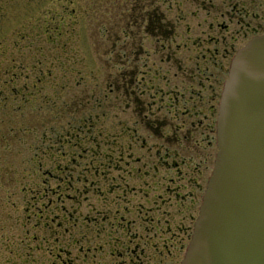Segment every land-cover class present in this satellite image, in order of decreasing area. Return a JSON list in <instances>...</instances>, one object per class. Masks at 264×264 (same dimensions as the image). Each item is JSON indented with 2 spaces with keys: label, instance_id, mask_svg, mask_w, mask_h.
Returning a JSON list of instances; mask_svg holds the SVG:
<instances>
[{
  "label": "rangeland",
  "instance_id": "1",
  "mask_svg": "<svg viewBox=\"0 0 264 264\" xmlns=\"http://www.w3.org/2000/svg\"><path fill=\"white\" fill-rule=\"evenodd\" d=\"M125 1L128 7L130 0H0V237L6 236L10 211L1 197L14 193L10 202L20 215L24 205L31 225L37 224L24 239L34 248L29 264H126L131 257V264H179L191 239L218 151L215 123L230 60L252 33L229 52L216 46L217 58L205 65L204 76L210 79L198 88L211 94L213 112L200 113L201 127L190 141L167 145L166 164L156 159L167 157L159 145L133 139L138 162L128 191L135 211L125 214L132 232L124 239L117 232V213L114 233L100 226L108 210H121L125 203L124 196L116 198L119 185L113 176L124 168L118 160L128 152L122 148L128 132L122 135L126 113L106 109V117L97 115L100 95L113 93L105 85L107 57L96 47L107 48L106 31L119 28ZM161 2L176 29L178 63L193 65L196 50L188 52L186 44L210 56L208 47L214 52L215 46L195 30L197 25L200 31L209 29L202 0ZM138 35L148 51L154 39ZM151 59L155 62L149 60L148 66L167 72L169 87L183 88L182 78L174 77L180 71L166 57L151 52ZM143 62L141 72L147 70ZM101 160L99 175L94 167Z\"/></svg>",
  "mask_w": 264,
  "mask_h": 264
},
{
  "label": "flooded vegetation",
  "instance_id": "2",
  "mask_svg": "<svg viewBox=\"0 0 264 264\" xmlns=\"http://www.w3.org/2000/svg\"><path fill=\"white\" fill-rule=\"evenodd\" d=\"M203 1H206L205 4ZM129 2H131L130 5L126 7L128 4L126 5L125 1L126 11L119 19V28L109 30L118 37L115 41L113 40L114 42L112 41L117 47L118 56L112 59V55L107 50L108 46L99 48L101 57L108 58L105 65L107 68L109 66V72L105 85L109 91H112L113 96L103 93L97 104L98 111H101V114L97 115L101 118L107 116L106 109H111L117 115L121 112L126 113V122H124L126 127L123 129V135H126V132L130 133L128 152L122 153L118 160V164L121 162L124 167L122 174H119V177L124 180V184L121 185L124 188L130 187L128 182L135 176L136 162H138L134 154L133 139H142V143L152 142L159 145L157 150L165 153L167 157H156V159L166 164L170 158L166 151L167 145L169 143L180 145L190 141L192 134L197 133L201 127L200 113L213 112L211 110L214 104H208L211 94L204 90L200 92L198 88L203 79L207 82L208 76H204L207 70L205 65L211 59L217 58L218 47L216 46L223 45L224 51L229 52V49L241 42V38H247L251 33V36H254L264 32V0H202L200 7L205 12L206 18H209L207 20L209 29L203 28L200 31L198 30L200 26L197 25L195 30L206 35L207 43L215 46L214 52L208 47L209 49L206 48V50L208 49L210 56L206 52L201 55L199 50L202 47L197 49L196 46L193 47L194 43L186 44L188 52L191 49L196 50L193 65L187 68L183 61L179 63L177 61L179 60L177 58L179 44L175 42L176 29L161 10L163 2L161 0H130ZM206 18L204 17L203 21ZM233 23L239 28L232 26ZM132 28L136 30L133 33L130 32ZM138 33L154 39L150 43L149 52L143 49V40L137 37ZM234 34L237 36H233ZM128 39H130L129 43H126ZM105 41L110 45L107 39ZM202 43L204 44L203 40ZM172 44L176 46V49H173ZM166 50L171 51L170 55L165 54ZM151 52L160 58L166 57L167 63L180 71L175 72L174 77L182 78L183 88L169 87L167 72H164L161 67L156 69L148 66L149 60L155 62L151 59ZM163 59L160 60L161 64ZM222 59L225 58L222 57ZM143 60L147 70L141 72L139 64ZM112 68L116 70L112 72ZM213 100H215L214 97ZM105 102L108 104L105 105ZM205 117L209 120L208 115ZM171 158L173 161L176 160V157ZM120 255H131V253ZM129 262L126 264H131Z\"/></svg>",
  "mask_w": 264,
  "mask_h": 264
},
{
  "label": "water",
  "instance_id": "3",
  "mask_svg": "<svg viewBox=\"0 0 264 264\" xmlns=\"http://www.w3.org/2000/svg\"><path fill=\"white\" fill-rule=\"evenodd\" d=\"M217 146L182 264H264V34L231 62Z\"/></svg>",
  "mask_w": 264,
  "mask_h": 264
},
{
  "label": "trees",
  "instance_id": "4",
  "mask_svg": "<svg viewBox=\"0 0 264 264\" xmlns=\"http://www.w3.org/2000/svg\"><path fill=\"white\" fill-rule=\"evenodd\" d=\"M58 32L62 35L60 29ZM106 36L107 41L110 42V46L107 50L112 55V59H114L116 56H118V52L117 47L113 45V42L118 37L114 36L113 33L109 30L106 31ZM121 56L123 57L122 54ZM14 195V193L8 192L5 197H1V200L5 203V208L9 207V210L11 212L9 211L7 213L6 236L4 239L2 238V236L0 237V264H29L31 262L30 258H32V252L34 248L31 243L25 242L24 239H28L30 231L33 230V228L37 227V224H34L33 226L31 225L30 219L25 213L26 209L24 205L22 207V215H20L15 202H10ZM2 226H0V231H2ZM20 230L22 231V234ZM25 235L26 237H23ZM30 239H32L33 241L36 240V237L33 235Z\"/></svg>",
  "mask_w": 264,
  "mask_h": 264
}]
</instances>
